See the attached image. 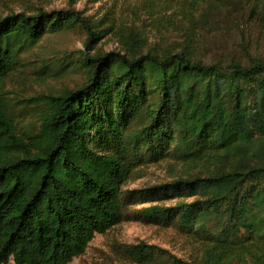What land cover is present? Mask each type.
<instances>
[{
  "label": "trees",
  "instance_id": "trees-1",
  "mask_svg": "<svg viewBox=\"0 0 264 264\" xmlns=\"http://www.w3.org/2000/svg\"><path fill=\"white\" fill-rule=\"evenodd\" d=\"M183 1L191 23L201 0ZM247 1L254 10L264 3ZM78 27L85 81L46 96L34 132L16 129L0 93V264H69L123 222L129 206L185 194L200 199L138 213L202 233L210 240L204 264H263L264 60L207 63L191 35L158 49L140 32L123 36L118 51L99 52L106 31L81 12L37 8L0 16V86L26 49ZM165 159L206 175L123 188L142 164ZM210 217L215 231L206 228ZM125 253L142 264L165 252L140 244Z\"/></svg>",
  "mask_w": 264,
  "mask_h": 264
},
{
  "label": "rangeland",
  "instance_id": "rangeland-1",
  "mask_svg": "<svg viewBox=\"0 0 264 264\" xmlns=\"http://www.w3.org/2000/svg\"><path fill=\"white\" fill-rule=\"evenodd\" d=\"M187 7L183 0H0V16L30 14L37 8L47 12L73 8L89 18L96 30L106 31L96 47L99 52L118 51L123 36L140 32L149 48L158 49L177 48L191 35L195 56L207 63L237 60L247 64L248 58L264 60V3L254 10L247 0H201L196 12H192L191 23L184 18L190 12ZM85 38L80 27L46 34L35 47L22 53L20 66L2 82L0 93L21 134L29 135L36 130L46 96L83 84L85 73L79 66L84 58ZM183 174L191 178L206 175L200 170L186 171L170 159L145 162L123 188L137 190L168 184L184 177ZM198 199L199 194H185L129 206L123 222L104 234H96L85 253L69 264H139L132 262L125 252L140 244L152 245L166 253H157L152 261L142 264H166L168 256L181 264H204V250L210 240L202 233L188 231L175 218L149 222L138 213L150 205L170 208ZM218 226L216 217H210L206 224L211 231ZM231 264L241 263L233 260Z\"/></svg>",
  "mask_w": 264,
  "mask_h": 264
}]
</instances>
